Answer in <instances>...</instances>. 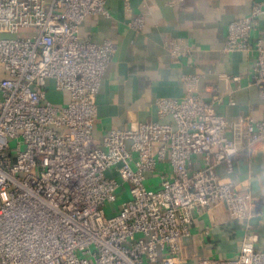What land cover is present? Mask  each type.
Instances as JSON below:
<instances>
[{"label": "built area", "instance_id": "2783aa9c", "mask_svg": "<svg viewBox=\"0 0 264 264\" xmlns=\"http://www.w3.org/2000/svg\"><path fill=\"white\" fill-rule=\"evenodd\" d=\"M107 2L0 0V264H185L195 211L217 203L243 222L240 251L194 264H264L253 230L262 203L231 178L239 156L263 150L264 120L227 118L219 91L201 90V74L183 75L181 99L157 100L172 121L110 128L96 142L97 96L117 47L84 38L80 27L111 16ZM263 13L256 0L232 20L224 50L254 55L252 84L264 101V34L251 35ZM144 24V13L132 22ZM164 45L175 57L192 51L183 38ZM50 91L70 98L52 100ZM150 174L158 186L148 185Z\"/></svg>", "mask_w": 264, "mask_h": 264}, {"label": "crops", "instance_id": "0c3cea01", "mask_svg": "<svg viewBox=\"0 0 264 264\" xmlns=\"http://www.w3.org/2000/svg\"><path fill=\"white\" fill-rule=\"evenodd\" d=\"M256 0H108L111 16L96 15L81 24L80 34L95 42L112 40L116 54L97 96L95 139L101 143L110 128H136L141 122L172 121L161 118L157 100L181 99L185 94L183 75L199 73L200 87L207 95L215 88L222 95L217 109L229 119L241 115L264 120V101L252 84L254 55L224 50L229 23L248 15ZM264 3V0H261ZM145 14V24L135 29L133 20ZM264 34V13L251 31L253 39ZM183 38L192 48L180 57L164 45L165 38ZM240 75V80L230 78ZM68 101V92L58 93ZM232 179L250 187L264 209V148L252 160L241 155ZM163 167H166L165 164ZM219 174L227 179L224 166ZM159 174H150L148 185L156 187ZM192 234L182 240L179 260L194 264L201 257L230 258L241 248L243 222L232 220L223 203L194 213ZM260 234L257 245L264 248V213L253 219Z\"/></svg>", "mask_w": 264, "mask_h": 264}, {"label": "rangeland", "instance_id": "374dc122", "mask_svg": "<svg viewBox=\"0 0 264 264\" xmlns=\"http://www.w3.org/2000/svg\"><path fill=\"white\" fill-rule=\"evenodd\" d=\"M27 33H29V31L28 30H22L21 32H20V35H24V34H27ZM11 35V34H10ZM13 35V34H12ZM14 36V35H13ZM48 96L52 99V100H58V93H57V91L56 92H54V91H50L49 93H48ZM121 200H122V197L120 196V194H117V200H116V205L117 206H119L120 205V203H121Z\"/></svg>", "mask_w": 264, "mask_h": 264}]
</instances>
